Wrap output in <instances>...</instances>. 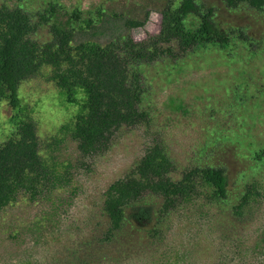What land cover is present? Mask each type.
Segmentation results:
<instances>
[{
	"label": "rangeland",
	"instance_id": "1",
	"mask_svg": "<svg viewBox=\"0 0 264 264\" xmlns=\"http://www.w3.org/2000/svg\"><path fill=\"white\" fill-rule=\"evenodd\" d=\"M200 1L215 9L223 30L237 34L224 47L206 45L177 61L143 65L150 121L122 128L105 154L83 155L71 135L86 95L79 90L75 102H67L53 80L65 66H45L23 81L16 107L0 99V145L17 122H32L48 175L35 195L20 191L0 210V264H264V10ZM166 2L0 0V8L23 9L36 27L31 38L44 44L51 23L78 28L87 19L99 24L103 15L112 18L98 26L103 36L126 19L146 20L131 32L142 40L160 31ZM76 11L81 16L74 19ZM240 31L247 41L237 37ZM155 143L175 162V180L192 169L224 168L229 197L217 199L199 182V195L170 214L139 229L128 223L104 241L109 186ZM151 203L159 208L160 200Z\"/></svg>",
	"mask_w": 264,
	"mask_h": 264
},
{
	"label": "trees",
	"instance_id": "2",
	"mask_svg": "<svg viewBox=\"0 0 264 264\" xmlns=\"http://www.w3.org/2000/svg\"><path fill=\"white\" fill-rule=\"evenodd\" d=\"M224 1L230 8L247 4L257 11L264 10V0ZM80 16L79 11L72 14L74 19ZM103 16L99 24L87 19L78 28L68 23H51V40L39 44L31 38L36 27L23 9L0 8V99L16 107L23 81L45 66H65L53 80L67 102L74 103L79 90L86 95L84 110L69 126L85 156L107 153L122 128L150 121L149 113L143 109L147 93L143 65L163 59L177 61L206 45L224 47L237 34L223 30L215 9L200 0H167L161 11L160 31L142 40H136L131 32L145 26L146 20L126 19L123 27L116 25L115 32L103 36L98 26L112 19ZM190 18L197 23L189 25ZM238 34L239 39L248 40L244 32ZM176 171L175 162L163 145L148 147L138 164L114 181L105 194L103 211L109 225L104 241H113L128 223L139 229L150 225L156 216L170 214L199 195V182L208 185L217 199L229 197L224 168L192 169L179 180L173 177ZM47 180L35 125L30 121L17 122L14 133L0 145V210L20 191L35 195L38 185ZM251 190L252 186H248V192ZM247 197L248 194L243 202ZM153 199L160 200L159 208L151 203Z\"/></svg>",
	"mask_w": 264,
	"mask_h": 264
}]
</instances>
